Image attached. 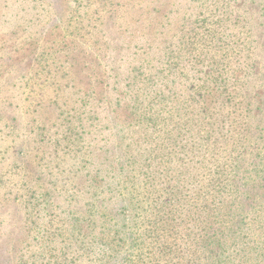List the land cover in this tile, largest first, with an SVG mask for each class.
<instances>
[{
    "label": "trees",
    "instance_id": "trees-1",
    "mask_svg": "<svg viewBox=\"0 0 264 264\" xmlns=\"http://www.w3.org/2000/svg\"><path fill=\"white\" fill-rule=\"evenodd\" d=\"M83 1L87 15L80 18L79 24L91 41L96 27L103 22L101 13L112 4L110 0ZM130 1L117 2L111 11L125 10L135 4H140L146 12L149 10L145 0ZM193 17L187 19L191 23L186 35L176 33L166 43L164 32L157 25L154 41L149 42L139 34L141 43L127 55L125 66L119 64L116 68L123 74L122 77L119 74L122 83L116 95L109 96L108 103L105 102L111 106L114 122L123 132L131 167L132 202L140 212L139 229L144 238L127 264H187L188 259L204 261L206 256L216 260V264H225L218 257H225L227 264H264V255L253 253L254 249L264 250L261 212H255L250 224L251 231L263 235L259 246L250 244L246 235L235 232L240 210L235 207L236 184L232 176L240 167L243 132L236 137L235 130L228 129L232 114L248 111L244 89L255 66L257 42L249 35L244 21L227 10L214 12L208 8ZM125 25L126 20H121L120 28ZM69 37L81 39L82 36ZM57 43L75 45L64 36ZM56 48H59L55 51L56 68L44 66L45 72L40 74L41 86L49 88L53 96L36 103L39 109L44 102L48 103L42 108L55 111L56 117L49 129L48 119L36 129L46 134L52 132L41 139L58 147L56 155L78 160L82 133L86 132L87 123L93 126L92 114H96L93 108L99 105L97 97L104 99L105 94L103 89L86 90L85 100L81 99L80 103L89 111L79 114L77 103L66 93L73 80L68 65L74 58L66 46ZM138 56L140 59L135 61ZM144 57L145 63L141 61ZM212 121L220 122L222 127L213 128ZM85 179L87 195L91 192L87 198L90 216L96 203L92 195L100 196L106 190L98 172L88 171ZM80 195L76 191L75 199ZM26 204L29 217L31 204ZM62 213L72 215L76 210ZM79 214V220L69 226L70 236L64 234L63 227L56 232L45 230L49 235L42 238L38 255L35 257L33 252L32 260L25 263L20 260L18 264H84L83 259H88L87 264L111 262L118 254V247L110 246L106 236L93 234L85 243L81 235L85 217ZM213 229L218 233L211 236ZM55 240L62 248L56 250L51 246ZM225 241H231L230 249L221 253L219 248Z\"/></svg>",
    "mask_w": 264,
    "mask_h": 264
},
{
    "label": "rangeland",
    "instance_id": "rangeland-1",
    "mask_svg": "<svg viewBox=\"0 0 264 264\" xmlns=\"http://www.w3.org/2000/svg\"><path fill=\"white\" fill-rule=\"evenodd\" d=\"M117 2L121 0H110L112 5ZM145 2L149 6L147 12L140 4L116 12L111 11L112 5L104 10L103 22L91 35L92 43L79 24L80 18L87 15L83 0H0V264H18L20 260L25 263L32 260L33 252L36 257L42 238L49 235L45 230L56 232L63 227L64 234L70 236L69 226L79 220V213L85 217L81 227L85 243L93 234L106 236L110 246L118 247L117 256L106 264H127L137 253L144 238L139 229L140 212L132 202L131 167L126 158L123 132L114 122L111 106H106L105 102L108 103L109 96L116 95L123 76L116 68L124 65L127 55L141 43L139 34L149 42L154 41L157 25L164 32L166 43L176 33L186 35L191 23L187 19L208 8L214 12L227 10L239 17L257 42L255 66L244 89L248 111L232 114L228 129L235 130L236 137L241 130L243 132L240 167L232 176L236 184L235 207L240 210L235 232L246 235L250 244L259 246L263 235L251 231L250 224L256 211L261 212L264 223V0ZM121 20H126L123 28H120ZM71 34L82 37H69ZM63 36L67 42L74 41V47L59 45L57 42ZM56 46H66L74 58L68 65L73 80L66 93L77 103L79 114L89 111L80 103L81 99L85 100L86 90L103 89L105 94V100L97 97L98 92L97 96L95 94L99 102L98 107L93 108L95 121L92 127L87 123L86 132L82 133L83 146L78 160L56 155L58 147L41 139L52 132L46 134L36 129L42 127L46 119L49 129L56 117L55 111L42 108L48 103L44 102L41 109L36 104L40 99L48 101L53 96L49 88L41 86L40 74L45 72L44 66L56 68L55 51L59 49ZM156 49L154 45V53ZM141 61L145 63L147 59L144 57ZM212 125L215 129L222 127L218 121H212ZM88 171L98 172L103 178L102 188L106 190L100 196L92 193L96 203L90 216L87 198L91 192L87 195L85 179ZM76 191H80L79 199L74 197ZM29 202L32 214L27 217L26 203ZM72 208L75 214L62 213ZM216 233L218 230L213 229L210 235ZM230 245L231 241H225L219 250L222 253L230 249ZM51 246L56 250L61 247L58 240ZM253 253L264 255V250L254 249ZM217 260L227 264L225 257ZM87 261L83 259L84 264ZM205 263L216 264V260L208 256L204 261L187 260V264Z\"/></svg>",
    "mask_w": 264,
    "mask_h": 264
}]
</instances>
